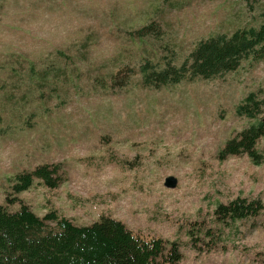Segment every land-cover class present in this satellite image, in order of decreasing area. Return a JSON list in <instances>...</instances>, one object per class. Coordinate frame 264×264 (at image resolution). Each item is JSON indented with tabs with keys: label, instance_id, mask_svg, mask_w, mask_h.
<instances>
[{
	"label": "rangeland",
	"instance_id": "1",
	"mask_svg": "<svg viewBox=\"0 0 264 264\" xmlns=\"http://www.w3.org/2000/svg\"><path fill=\"white\" fill-rule=\"evenodd\" d=\"M149 24L154 34L138 38ZM261 24L264 0H0V204L79 225L111 216L177 242L178 264H264V138L260 164L219 158L250 124L236 107L249 93L264 100V58L159 89L139 71L180 66L199 41ZM44 164L57 167L56 187L35 178L13 193L14 174ZM237 196L263 209L217 224L216 205Z\"/></svg>",
	"mask_w": 264,
	"mask_h": 264
},
{
	"label": "trees",
	"instance_id": "2",
	"mask_svg": "<svg viewBox=\"0 0 264 264\" xmlns=\"http://www.w3.org/2000/svg\"><path fill=\"white\" fill-rule=\"evenodd\" d=\"M152 24L136 32L138 38L154 34ZM264 58V24L239 29L231 35H216L199 41L180 66L166 65L155 69L149 63L140 67L146 87L159 89L198 78L209 80L235 72L244 60ZM113 83L116 82V76ZM119 79L120 85H125ZM236 114L250 124L226 141L219 158L246 155L255 164L263 161L257 143L264 138V100L249 93L236 107ZM56 166L39 165L31 171L11 177L13 193L29 189L35 178L54 188L60 176ZM263 209L260 198L237 196L218 203L214 221L221 226L256 216ZM189 232L194 236L195 231ZM209 231L205 230V235ZM181 252L177 242L161 238L145 240L134 234L121 220L100 216L90 224H76L71 219L49 210L42 217L27 205L10 211L0 204V264H178Z\"/></svg>",
	"mask_w": 264,
	"mask_h": 264
},
{
	"label": "water",
	"instance_id": "3",
	"mask_svg": "<svg viewBox=\"0 0 264 264\" xmlns=\"http://www.w3.org/2000/svg\"><path fill=\"white\" fill-rule=\"evenodd\" d=\"M164 186L167 188H174L177 184V179L174 176H167L164 179Z\"/></svg>",
	"mask_w": 264,
	"mask_h": 264
}]
</instances>
